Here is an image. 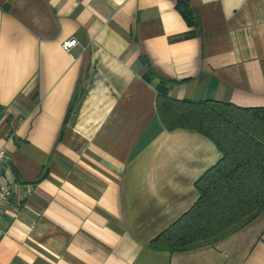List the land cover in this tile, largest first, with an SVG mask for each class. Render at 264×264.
I'll return each instance as SVG.
<instances>
[{
  "label": "crops",
  "instance_id": "0c3cea01",
  "mask_svg": "<svg viewBox=\"0 0 264 264\" xmlns=\"http://www.w3.org/2000/svg\"><path fill=\"white\" fill-rule=\"evenodd\" d=\"M0 0V264H264V212L179 250L150 241L221 156L167 96L264 106V0ZM75 38L66 52L62 42Z\"/></svg>",
  "mask_w": 264,
  "mask_h": 264
},
{
  "label": "trees",
  "instance_id": "16d2710c",
  "mask_svg": "<svg viewBox=\"0 0 264 264\" xmlns=\"http://www.w3.org/2000/svg\"><path fill=\"white\" fill-rule=\"evenodd\" d=\"M177 7L186 20L185 0ZM156 84V110L167 129L194 130L211 140L220 158L194 183L197 200L150 241L155 249L179 250L212 241L264 212V106L219 100H178Z\"/></svg>",
  "mask_w": 264,
  "mask_h": 264
},
{
  "label": "built area",
  "instance_id": "2783aa9c",
  "mask_svg": "<svg viewBox=\"0 0 264 264\" xmlns=\"http://www.w3.org/2000/svg\"><path fill=\"white\" fill-rule=\"evenodd\" d=\"M77 40L70 38L62 42V49L66 52L76 45ZM8 160V152L4 147H0V169L2 165ZM15 191L14 184L3 183L0 181V220L4 214L10 213V197Z\"/></svg>",
  "mask_w": 264,
  "mask_h": 264
}]
</instances>
